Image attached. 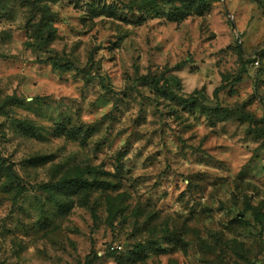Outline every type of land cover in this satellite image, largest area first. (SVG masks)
Instances as JSON below:
<instances>
[{"label":"rangeland","instance_id":"1","mask_svg":"<svg viewBox=\"0 0 264 264\" xmlns=\"http://www.w3.org/2000/svg\"><path fill=\"white\" fill-rule=\"evenodd\" d=\"M0 264H264V0H0Z\"/></svg>","mask_w":264,"mask_h":264},{"label":"trees","instance_id":"2","mask_svg":"<svg viewBox=\"0 0 264 264\" xmlns=\"http://www.w3.org/2000/svg\"><path fill=\"white\" fill-rule=\"evenodd\" d=\"M152 83L158 88V81L152 80ZM161 90V89H160ZM222 89H218L217 93H219Z\"/></svg>","mask_w":264,"mask_h":264}]
</instances>
